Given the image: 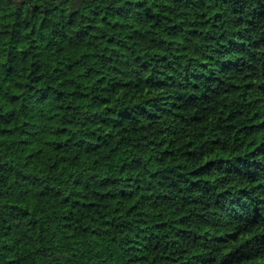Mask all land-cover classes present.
Masks as SVG:
<instances>
[{
    "label": "trees",
    "instance_id": "obj_1",
    "mask_svg": "<svg viewBox=\"0 0 264 264\" xmlns=\"http://www.w3.org/2000/svg\"><path fill=\"white\" fill-rule=\"evenodd\" d=\"M0 264H264V0H0Z\"/></svg>",
    "mask_w": 264,
    "mask_h": 264
}]
</instances>
